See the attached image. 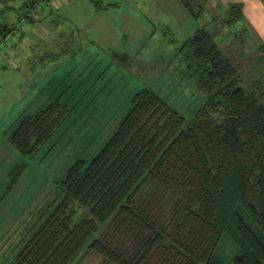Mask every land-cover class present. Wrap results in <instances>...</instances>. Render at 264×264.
<instances>
[{"label": "trees", "instance_id": "obj_1", "mask_svg": "<svg viewBox=\"0 0 264 264\" xmlns=\"http://www.w3.org/2000/svg\"><path fill=\"white\" fill-rule=\"evenodd\" d=\"M9 1L0 12L33 20L32 0ZM180 3L191 17L202 10L201 0ZM241 8L227 3L224 24L243 19ZM11 24L0 17V37ZM183 44L206 92L202 106L186 122L149 88L135 91L100 148L67 167L59 201L7 264H72L86 252L104 264H264V91L236 81L205 28ZM257 49L264 54V44ZM64 115L50 102L21 118L7 142L31 156ZM223 236L234 251L227 259L216 253Z\"/></svg>", "mask_w": 264, "mask_h": 264}, {"label": "rangeland", "instance_id": "obj_2", "mask_svg": "<svg viewBox=\"0 0 264 264\" xmlns=\"http://www.w3.org/2000/svg\"><path fill=\"white\" fill-rule=\"evenodd\" d=\"M21 1L7 5L17 8ZM32 1L25 12L32 21L24 14L17 21L14 9L0 12L12 22L0 37V264L59 201L67 167L91 157L113 132L135 91L149 88L186 122L202 106L206 92L183 44L196 28L213 34L242 87L264 91V54L257 49L264 44V11L259 23L253 14L254 1L264 6L262 0L236 1L243 19L231 25L212 2L191 17L177 0ZM53 101L65 115L49 138L31 156L15 151L7 142L10 130ZM15 164L20 168L12 171ZM216 253L231 257L224 236ZM72 264L104 263L86 252Z\"/></svg>", "mask_w": 264, "mask_h": 264}, {"label": "crops", "instance_id": "obj_3", "mask_svg": "<svg viewBox=\"0 0 264 264\" xmlns=\"http://www.w3.org/2000/svg\"><path fill=\"white\" fill-rule=\"evenodd\" d=\"M178 1V4H179V6H180V8L181 9H179V10H182L184 13H186V14H188V12L183 8V6L181 5V3H180V0H177ZM222 1H224L223 3L221 2V0H201V4L203 5V2L206 4V5H209L210 6V2H212L213 3V5L215 4V6H217L218 5V7H220V8H223L225 5H226V3H229V2H236V1H238V0H222ZM254 3H256V6L253 8V14L255 15V16H257V20H258V23H259V21H261V17H262V15H261V17H259V14H261V13H263V11H264V6H263V4H261V3H258V1L256 2V1H254ZM213 5L211 4V8L213 7ZM258 5V6H257ZM164 7H161V10L164 12L165 11V13H166V15H167V13H168V11L166 10V9H163ZM251 8H252V5H249L248 6V8H247V10L249 11V9L251 10ZM245 10H243V12H244ZM51 12L50 11H48L47 12V14H45V17L44 18H46L49 14H50ZM180 14V13H179ZM189 15V14H188ZM263 22H264V20H262ZM162 22H164V23H167L168 21H162Z\"/></svg>", "mask_w": 264, "mask_h": 264}, {"label": "built area", "instance_id": "obj_4", "mask_svg": "<svg viewBox=\"0 0 264 264\" xmlns=\"http://www.w3.org/2000/svg\"><path fill=\"white\" fill-rule=\"evenodd\" d=\"M39 7H37L36 9H38ZM37 11V10H36Z\"/></svg>", "mask_w": 264, "mask_h": 264}]
</instances>
